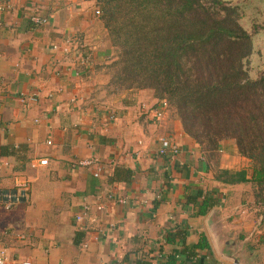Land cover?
Instances as JSON below:
<instances>
[{
  "label": "crops",
  "instance_id": "1",
  "mask_svg": "<svg viewBox=\"0 0 264 264\" xmlns=\"http://www.w3.org/2000/svg\"><path fill=\"white\" fill-rule=\"evenodd\" d=\"M96 11L94 0H0V194L16 190L15 181L28 184L11 209L0 201L5 264H163L200 235L215 260L233 264L218 250L248 242L252 226L232 215L233 202L243 206L242 186L252 184L216 181L213 164L170 112L154 116L150 91L107 88L103 67L114 52ZM160 139L175 144L177 155L159 156ZM230 144H221L219 168L250 174L234 146L241 166L226 165ZM86 159L101 166L98 179L91 169L70 168ZM114 168L129 170V182L109 184ZM197 192L218 200L205 216L196 215ZM177 264L210 263L196 251Z\"/></svg>",
  "mask_w": 264,
  "mask_h": 264
},
{
  "label": "trees",
  "instance_id": "2",
  "mask_svg": "<svg viewBox=\"0 0 264 264\" xmlns=\"http://www.w3.org/2000/svg\"><path fill=\"white\" fill-rule=\"evenodd\" d=\"M94 2L115 54L106 66L107 88L112 93L150 91L213 164L216 181L252 184L262 235L250 247L264 244V65L256 79L249 77L254 46L240 24V8L223 0ZM223 142H232L236 154L249 162L250 175L219 168ZM130 177L129 170L114 168L108 183H127ZM201 197L197 216L218 205L213 195L200 192L192 201ZM167 242L173 243L170 237ZM196 251H205L210 264H220L204 235L195 245L172 251L163 264L190 260Z\"/></svg>",
  "mask_w": 264,
  "mask_h": 264
},
{
  "label": "rangeland",
  "instance_id": "3",
  "mask_svg": "<svg viewBox=\"0 0 264 264\" xmlns=\"http://www.w3.org/2000/svg\"><path fill=\"white\" fill-rule=\"evenodd\" d=\"M230 5H237L240 8V24L242 27L252 35L253 39V53L249 59L248 71L251 79H256L264 65V0H223ZM115 55V54H114ZM108 63L107 65H109ZM106 66V65H105ZM105 72H108L106 67ZM108 80L109 75L107 74ZM111 90V89H110ZM144 108V106H142ZM161 113L160 102L158 101V108L153 111V114ZM225 147L224 152L228 156L226 159V165L238 168L241 166L239 159L232 153V142ZM249 174V173H248ZM250 175V174H249ZM241 195L244 196L243 206L238 201L233 202V211L230 212L232 216H236L237 221L240 222L242 218H245L246 226H252L251 236H247V241H237V259L240 260V264H263L264 263V244L260 246L250 247L251 245H257L256 241L261 238L262 232L258 229L259 218L256 215V211L251 204L252 196L254 192L253 185L242 186ZM252 197V198H251ZM224 204V203H223ZM239 209V210H238ZM243 213V215L241 214ZM224 214V213H223ZM248 222V223H247ZM250 232V233H251ZM249 233V234H250ZM252 248V249H251ZM227 263V262H226ZM229 264V263H228Z\"/></svg>",
  "mask_w": 264,
  "mask_h": 264
},
{
  "label": "built area",
  "instance_id": "4",
  "mask_svg": "<svg viewBox=\"0 0 264 264\" xmlns=\"http://www.w3.org/2000/svg\"><path fill=\"white\" fill-rule=\"evenodd\" d=\"M96 15H98V11L95 12ZM31 23H33L34 25H41L46 23L45 19H41L38 17H31ZM65 43H68L67 41H65ZM55 49V47H54ZM64 52L67 51V49L65 48L63 50ZM160 109L161 112L163 113L164 111H167V104L165 102H160ZM154 116L159 119L161 117V113H157L156 115L154 114ZM158 149H157V153L159 156L161 157H165V156H175L178 153V148L175 144H173L170 140L168 139H160L158 141ZM47 144L50 145V142L47 141ZM47 164L46 160H39L38 165L39 166H45ZM74 167H82V168H88L91 169V176L93 178L98 179L101 175V166L99 165V163L95 160V159H86V160H81V161H77V162H73L70 165V168L73 169ZM16 184V190L12 191V192H7V193H1L0 194V201H2V205L3 208L6 210L11 209L12 207H14L16 204H18L19 202H21L24 199V196L26 194V191L28 189V184L26 181H22V180H18L15 181ZM120 203H122L123 201H119ZM84 212H86L88 210V207H84L83 208ZM103 210L102 205L98 204L95 207V211L96 212H101ZM83 214V213H82ZM84 215H76L75 216V221L80 223L83 221ZM100 236H103V234L101 233H96V238H99ZM6 262V257H5V253L4 251L0 248V264H5ZM24 264H28V263H24Z\"/></svg>",
  "mask_w": 264,
  "mask_h": 264
},
{
  "label": "water",
  "instance_id": "5",
  "mask_svg": "<svg viewBox=\"0 0 264 264\" xmlns=\"http://www.w3.org/2000/svg\"><path fill=\"white\" fill-rule=\"evenodd\" d=\"M218 253L220 254V256L227 258L228 260L232 261L233 264H240V260L237 259V252H235V250H226L225 248L223 249V247L221 249L218 250Z\"/></svg>",
  "mask_w": 264,
  "mask_h": 264
}]
</instances>
